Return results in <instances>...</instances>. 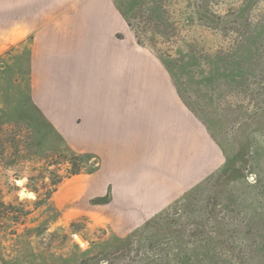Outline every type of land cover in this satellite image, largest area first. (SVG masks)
Instances as JSON below:
<instances>
[{"label":"rangeland","instance_id":"obj_1","mask_svg":"<svg viewBox=\"0 0 264 264\" xmlns=\"http://www.w3.org/2000/svg\"><path fill=\"white\" fill-rule=\"evenodd\" d=\"M113 1L128 24L117 38L161 65L210 141L200 132L199 183L141 223L125 222L108 185L86 193L101 157L81 149L79 107L65 103L79 89L59 87L64 56H38L57 87H37L33 67L46 38L63 47L62 9L16 22L14 0H0V264H264V0Z\"/></svg>","mask_w":264,"mask_h":264},{"label":"crops","instance_id":"obj_2","mask_svg":"<svg viewBox=\"0 0 264 264\" xmlns=\"http://www.w3.org/2000/svg\"><path fill=\"white\" fill-rule=\"evenodd\" d=\"M13 4L20 17L16 22L25 23H53L48 18L55 9H62L55 23H62L67 32L63 47H48L46 38V47L33 54V67L42 80L37 87H57V80L48 78L50 61L46 59V64L38 56H64L67 76L59 87L79 89L66 92L65 103L79 107L81 149L101 157L100 169L86 183V193L102 195L109 186L110 195L126 205L122 206L125 222L141 223L199 183V134L206 141V133L181 102L161 65L117 38L128 24L113 0H14ZM123 61L130 62L124 80L119 74ZM155 67L162 78L156 79ZM121 87L131 90L122 95ZM40 97L48 117L58 121V102L46 94Z\"/></svg>","mask_w":264,"mask_h":264},{"label":"trees","instance_id":"obj_3","mask_svg":"<svg viewBox=\"0 0 264 264\" xmlns=\"http://www.w3.org/2000/svg\"><path fill=\"white\" fill-rule=\"evenodd\" d=\"M74 173H77V172H74ZM108 196H109V195H107V196L105 197V200H106V199H108ZM128 247H129V246H128V244H127V246H126V247H125V246H122V247H120V250H121V249H124V248L126 249V248H128ZM107 262H108V264H115V261H114V259H113V258H111V257L108 259V261H107Z\"/></svg>","mask_w":264,"mask_h":264},{"label":"bare ground","instance_id":"obj_4","mask_svg":"<svg viewBox=\"0 0 264 264\" xmlns=\"http://www.w3.org/2000/svg\"><path fill=\"white\" fill-rule=\"evenodd\" d=\"M146 68H148V67H146ZM156 69H157V68H156ZM157 71H158V70H157ZM157 71L155 72L156 74L158 73ZM159 75H160V74H159ZM159 75H156V76H159ZM153 77H154V76H153ZM159 77H160V76H159ZM156 78H157V77H156ZM157 79H158V78H157ZM25 193H26V192H25Z\"/></svg>","mask_w":264,"mask_h":264},{"label":"water","instance_id":"obj_5","mask_svg":"<svg viewBox=\"0 0 264 264\" xmlns=\"http://www.w3.org/2000/svg\"><path fill=\"white\" fill-rule=\"evenodd\" d=\"M32 192H27V195H30Z\"/></svg>","mask_w":264,"mask_h":264},{"label":"built area","instance_id":"obj_6","mask_svg":"<svg viewBox=\"0 0 264 264\" xmlns=\"http://www.w3.org/2000/svg\"><path fill=\"white\" fill-rule=\"evenodd\" d=\"M251 178H253V177L251 176Z\"/></svg>","mask_w":264,"mask_h":264}]
</instances>
